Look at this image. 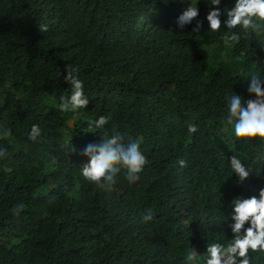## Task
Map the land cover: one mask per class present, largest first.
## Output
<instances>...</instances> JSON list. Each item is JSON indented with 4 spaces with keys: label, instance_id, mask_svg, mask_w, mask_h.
Masks as SVG:
<instances>
[{
    "label": "trees",
    "instance_id": "1",
    "mask_svg": "<svg viewBox=\"0 0 264 264\" xmlns=\"http://www.w3.org/2000/svg\"><path fill=\"white\" fill-rule=\"evenodd\" d=\"M190 2L0 0V264H187L190 252L204 264L208 245L232 242L222 217L264 188V145L225 126V97L253 98L244 77L264 78V33L209 31L210 7L223 22L235 0H197L202 26L180 29ZM73 67L89 103L65 113ZM114 129L148 163L134 184L121 172L100 188L81 175V153ZM232 155L250 171L243 183ZM249 258L264 264V253Z\"/></svg>",
    "mask_w": 264,
    "mask_h": 264
},
{
    "label": "clouds",
    "instance_id": "2",
    "mask_svg": "<svg viewBox=\"0 0 264 264\" xmlns=\"http://www.w3.org/2000/svg\"><path fill=\"white\" fill-rule=\"evenodd\" d=\"M219 4L220 0H210V6ZM225 13L226 19L222 22L219 7H210L206 15L209 31L218 32L223 23L227 29L240 28L246 33L249 30L256 34L264 33V0H235L234 5ZM198 15L197 0L195 5L190 2L178 15L177 27L183 29L196 20ZM201 26V22L196 20L192 31L198 32ZM39 28L42 32L47 31L46 25H39ZM239 38V35L233 34L229 40L239 41ZM66 71L64 80L71 85V94L60 98L59 110L70 113L86 108L89 99L84 94L82 81L74 75L79 70L73 67ZM244 78L248 80L247 92L253 98L247 99L242 104L240 95L226 96L227 114L224 123L226 127L232 126L237 140L243 139L247 142L257 139L261 145H264V78L255 73H250ZM107 123L108 117L100 116L94 121V127L101 129ZM196 131L195 124L188 125L189 133ZM40 134L39 126L34 124L28 134L29 139L35 141ZM6 154V149L0 148V158L5 157ZM81 155L88 158L87 163L81 167L83 178L100 188L107 189L112 187L121 172L129 185L134 184L139 180V173L148 163L139 144L135 141H128L125 144V136L115 129L111 135L105 134L101 137L99 142L86 145ZM229 162L232 173L236 174L239 183H243L249 177L250 171L234 155L230 157ZM179 164L181 167L186 166L183 160H180ZM20 211V206H15L13 209L16 215ZM152 219V210H146L142 215L143 222ZM222 220L230 228L233 240L226 247L219 243L208 245V256L204 264H250L249 250L264 253V188L259 190L258 196L236 199L232 211L222 217ZM196 256V252H190L186 257L187 264H199Z\"/></svg>",
    "mask_w": 264,
    "mask_h": 264
}]
</instances>
